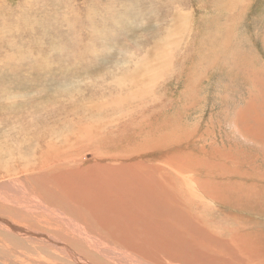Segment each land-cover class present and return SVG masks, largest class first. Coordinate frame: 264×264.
<instances>
[{
  "label": "rangeland",
  "instance_id": "obj_1",
  "mask_svg": "<svg viewBox=\"0 0 264 264\" xmlns=\"http://www.w3.org/2000/svg\"><path fill=\"white\" fill-rule=\"evenodd\" d=\"M263 132L264 0H0L5 197L40 195L30 180L57 166L170 160L203 201L168 175L176 198L224 252L264 253ZM28 239L0 244V264H77Z\"/></svg>",
  "mask_w": 264,
  "mask_h": 264
},
{
  "label": "bare ground",
  "instance_id": "obj_2",
  "mask_svg": "<svg viewBox=\"0 0 264 264\" xmlns=\"http://www.w3.org/2000/svg\"><path fill=\"white\" fill-rule=\"evenodd\" d=\"M89 162L73 163L71 169L57 166L55 172L32 176L31 190H39L41 197L35 192L39 198L32 196V192L27 196L26 190L14 183L10 184L9 197H5L2 189L8 184L0 185V204L5 209L0 211V244L5 250L11 252L9 244L19 245V238L26 242L30 236V243H43L47 253H63L77 264H96L92 259L97 258L87 256L89 253H99L109 264H162L163 257L182 258L186 264H205V257L218 264H226L227 260V264H244L242 257L264 264V253H235V249L224 252V242L205 231L201 222L190 215L192 212L176 198L180 193L172 185L173 180L182 178L185 193L199 202L203 201L202 192L200 188L193 189L192 181L170 160L164 170L157 165L144 167L126 160L124 165L115 160H100L84 168ZM68 174L74 178L64 179ZM168 175L175 178L167 180ZM42 178L48 179L49 184L44 185ZM2 236H9L8 243ZM32 245L30 252H34ZM236 248L241 249L239 245ZM144 253H152L156 263ZM47 262L60 264L53 257Z\"/></svg>",
  "mask_w": 264,
  "mask_h": 264
}]
</instances>
